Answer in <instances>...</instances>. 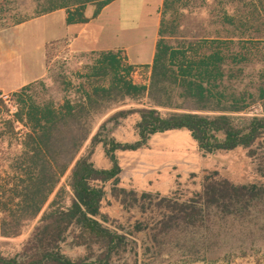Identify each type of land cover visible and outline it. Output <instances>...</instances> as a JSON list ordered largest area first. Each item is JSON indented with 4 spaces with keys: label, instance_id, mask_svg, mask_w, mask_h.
<instances>
[{
    "label": "trees",
    "instance_id": "obj_1",
    "mask_svg": "<svg viewBox=\"0 0 264 264\" xmlns=\"http://www.w3.org/2000/svg\"><path fill=\"white\" fill-rule=\"evenodd\" d=\"M113 1L0 0V30L59 10L83 26L87 6L97 18ZM59 44L46 46L48 78ZM88 58L59 75V99L40 97L44 78L11 93L14 112L0 101V236L37 221L0 264H264V0H164L149 87L134 81L122 50ZM130 103L139 107L120 109ZM131 118L139 140L108 149L107 126ZM174 130L188 131L204 158L243 150L246 183L215 169L185 182L179 173L165 194L124 186L125 154ZM100 150L110 168L97 166Z\"/></svg>",
    "mask_w": 264,
    "mask_h": 264
},
{
    "label": "rangeland",
    "instance_id": "obj_2",
    "mask_svg": "<svg viewBox=\"0 0 264 264\" xmlns=\"http://www.w3.org/2000/svg\"><path fill=\"white\" fill-rule=\"evenodd\" d=\"M110 10L106 11L104 14L105 16H100L98 19L94 20L85 31V34H83V37L79 39L74 45V49L71 50L65 49L66 43H61L59 45H54L53 50L56 51V58L51 60V71L53 72L54 78H48V76L45 77V84L43 87L40 88L39 95L41 98L49 99H59L61 94V85L60 81H58L59 75H65L67 78L70 77V73L76 72L78 69L84 67L88 62L89 58L88 55L90 52H82L80 50L85 49H97V48H106L107 46H112L118 43H124L128 45H137L138 40H141L143 42L148 43L155 34V24L154 19L150 20L148 16V9H146L145 1L142 0H119L116 4L112 6ZM131 8H137V10L132 11ZM154 10V9H153ZM122 11L123 15L132 16L134 14L137 19V24L134 27V29H129L132 27V21H126L123 23L124 25L120 24L118 21L112 23H108L111 18H114V16L117 13H120ZM24 13L31 14V11L28 10ZM95 14V7L89 6L87 10V17H92ZM62 14H57L55 16H52L51 18H48L45 20L41 36L43 38H58L61 36H66L65 27L62 26ZM130 20V19H129ZM111 22V21H110ZM138 24H140V27L138 28ZM45 27V28H44ZM82 28V26H81ZM81 28L79 29L81 31ZM38 32V30L36 29ZM82 33V32H81ZM117 33V34H116ZM38 34V33H37ZM117 36V37H116ZM37 42L31 43L27 47H32L34 50L32 51L34 53L35 50L39 48V42L38 39ZM35 54V53H34ZM34 56L35 55H31ZM33 57V59H34ZM32 61H26L23 63V66H25L26 72L25 75L21 74V69H18V65L16 67H11L9 64L2 62L0 64V84L4 86L5 88H11L14 86H18L22 82H27L28 80L34 79L36 76H38V71H32ZM34 65V64H33ZM134 103V102H133ZM139 105H133L129 104L125 106L122 109H135L138 108ZM15 111V107L13 109V112ZM121 121V120H119ZM113 122L107 126V133H106V144L108 149H110V143H112L114 140L118 141L122 137L124 138H130L131 135V120H128L127 122ZM130 125V126H129ZM120 129V130H119ZM122 134H120V132ZM128 130V132H125ZM135 142V141H134ZM90 141L85 145L83 148L81 155L85 154L87 151V147L89 146ZM165 144V142L159 143V145ZM156 145H158L156 143ZM101 150H104V148L101 147ZM100 150V151H101ZM100 153V152H99ZM123 155L122 152H116V157L119 158ZM165 155V154H164ZM164 155H156L152 159V161L158 163V166H161V164H164L167 156ZM200 156L203 157V154L200 153ZM204 158V157H203ZM179 159V158H178ZM191 158H185L183 160L180 159V164H170L165 168H158L156 172L150 174L148 176V179H146L145 182L140 181L138 179H141L138 177V155L137 154H131L127 153L123 157L120 165L122 168V173L120 175L122 184L126 187H133L137 188V190H150V191H161L162 193H168L170 189L173 188L175 184V179L177 177V174H181V181L185 182L187 177L192 172H200L203 170H219L220 173L228 178L229 180H232L235 183H246V178L250 176V173L252 171V166L250 164V161L246 157V153L243 150H235L231 153L224 154L221 152H216L212 155H209L205 157V160L207 161L206 165L202 169H197L196 171H191V168L188 163L190 162ZM184 161V162H183ZM96 164L98 167L103 166L106 168H110L112 166L111 161L107 158L106 154L101 151V154L96 158ZM73 168V167H72ZM71 168V169H72ZM67 172V174L63 177L61 180L60 185L58 186V190L60 188L65 187V184L67 182V178L71 172ZM149 182H151L149 184ZM107 190H110V186H108ZM56 196V192L52 195L50 198V201L46 205L44 211L48 208L49 204L54 200ZM111 204V208H107L106 211H108L113 217H118L117 214H115V211H118V207L115 204V201L109 197L108 204ZM37 221L34 222L33 225H31L30 228H28L23 234H21L18 237L15 238H5L0 236V253L4 254L5 256H14L16 255L20 249L23 243L30 237L32 234L34 227L36 225ZM80 250H73L71 251V254L78 255L80 254ZM82 254V253H81Z\"/></svg>",
    "mask_w": 264,
    "mask_h": 264
},
{
    "label": "crops",
    "instance_id": "obj_3",
    "mask_svg": "<svg viewBox=\"0 0 264 264\" xmlns=\"http://www.w3.org/2000/svg\"><path fill=\"white\" fill-rule=\"evenodd\" d=\"M142 1L143 2L145 1L146 9H148L147 13L150 20L154 19V24L156 28L152 40H150L148 43L143 42L144 40L143 41L138 40V44L134 46L124 43H118L112 46H107L106 48H100V49L91 48L80 51L82 52L106 51V50L124 51L127 57L128 64L135 68V72L133 76L134 81L137 84H142L149 87L151 74H152V64L154 61L156 45L158 41V32L161 21V9L164 0H142ZM117 2H119V0H115L111 4L106 6L97 18H93V16L88 17L91 19L90 22L86 25H83L82 28L79 25L68 26L66 23V19H67L66 11L59 10L42 17L34 18L20 25L0 30V64L2 61L9 64V66H11L12 68L18 65V69L20 68L22 71L21 74L25 75V73H23L26 72L24 71L25 66H23V63H25L26 61H32L34 65L32 64L31 70L32 71L37 70L39 74L34 79L28 80L27 82H22L18 86H14L11 88H5L0 84V89L7 93H15L28 84L44 79L47 76V70H48L47 58H46L47 44L52 42H57V43L59 42L61 44L64 42L69 45L68 47L71 50L74 51L75 49L73 45L83 37V34H85V31L89 26H91L92 22L98 19L100 16H105L104 14L106 13V11L113 8L112 6ZM88 7L89 6H87L86 8V13ZM131 9L132 11L137 10V8H131ZM57 14H62L61 15L62 16L61 19L63 22L62 26L65 27L66 36L64 35L58 38H50V39L44 38L43 36L42 38L41 36L42 28H43L42 25H44L45 20ZM135 17L136 16L134 14H132V16L126 17L125 15H123L121 11L120 13H117L114 16V18H111V20H109L108 23H112V21L113 22L118 21L120 24L124 25L123 23H125L126 21H132L133 26L130 27L129 29H134V27L137 24V19H135ZM139 27L140 24H138V28ZM80 28L81 31L79 30ZM36 29L38 30V32L36 31ZM37 39L39 42V48L34 51L35 53L34 54L32 52L34 49L32 47H27V46H29L31 43L37 42L36 41ZM31 55H35V57ZM106 118L107 116L104 117L102 121H104ZM119 130L118 132H120ZM130 130H131L130 138L122 137L120 141L126 143H132L134 141L139 140V136L137 137L134 134V132L132 131V127H130ZM125 132H128V130H126ZM120 134H122V132H120ZM161 142L163 143L165 142V144L159 145V143ZM156 143L158 145H156ZM131 154L138 155V177L140 175L139 178H141L138 180L143 182H145L146 179H148V176L150 174L156 172L157 170L159 171L158 169L159 167L165 168L170 164H180V162L182 161L179 160L182 158L183 160L187 157L191 158L190 162L188 163L189 165H191L190 166L191 171L202 169L207 163L205 158L200 156L199 147L197 143L192 138L191 134L186 130H174V131L159 133L154 136H151L147 140V146L145 148L139 149L136 152H131ZM156 155L167 156L165 163L161 164V166H158V163L152 161L154 160L152 158ZM150 183L151 182H149V184Z\"/></svg>",
    "mask_w": 264,
    "mask_h": 264
},
{
    "label": "built area",
    "instance_id": "obj_4",
    "mask_svg": "<svg viewBox=\"0 0 264 264\" xmlns=\"http://www.w3.org/2000/svg\"><path fill=\"white\" fill-rule=\"evenodd\" d=\"M12 96L11 93L4 92L0 89V101L5 103L12 111L14 109V105L11 102Z\"/></svg>",
    "mask_w": 264,
    "mask_h": 264
}]
</instances>
